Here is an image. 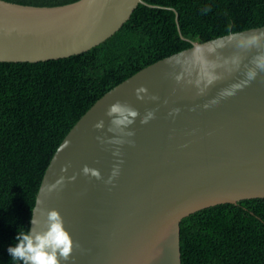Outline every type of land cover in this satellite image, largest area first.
Listing matches in <instances>:
<instances>
[{
    "label": "water",
    "instance_id": "obj_1",
    "mask_svg": "<svg viewBox=\"0 0 264 264\" xmlns=\"http://www.w3.org/2000/svg\"><path fill=\"white\" fill-rule=\"evenodd\" d=\"M139 3L0 0V62L84 52ZM117 103L123 113L111 111ZM40 181L30 227L43 230L47 210L59 211L73 242L61 264H181L182 218L264 198V26L192 42L112 87Z\"/></svg>",
    "mask_w": 264,
    "mask_h": 264
},
{
    "label": "trees",
    "instance_id": "obj_2",
    "mask_svg": "<svg viewBox=\"0 0 264 264\" xmlns=\"http://www.w3.org/2000/svg\"><path fill=\"white\" fill-rule=\"evenodd\" d=\"M54 6L76 0H6ZM264 26V0H143L111 36L79 54L0 62V264L30 227L40 180L56 148L105 92L143 67L231 32ZM181 264H264V198L182 218Z\"/></svg>",
    "mask_w": 264,
    "mask_h": 264
},
{
    "label": "clouds",
    "instance_id": "obj_3",
    "mask_svg": "<svg viewBox=\"0 0 264 264\" xmlns=\"http://www.w3.org/2000/svg\"><path fill=\"white\" fill-rule=\"evenodd\" d=\"M111 111L123 113L124 110L117 103L112 105ZM129 115L135 116L136 113L133 111ZM36 223L35 217H31V225ZM14 241L15 243L7 247L14 264H61V260L69 258L73 244L57 209L47 210L46 226L43 230L33 226L17 228Z\"/></svg>",
    "mask_w": 264,
    "mask_h": 264
}]
</instances>
